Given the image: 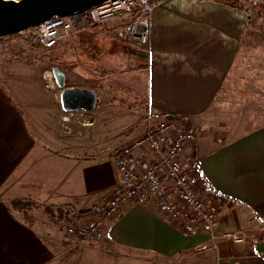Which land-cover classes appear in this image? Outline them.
I'll return each mask as SVG.
<instances>
[{
	"label": "crops",
	"instance_id": "0c3cea01",
	"mask_svg": "<svg viewBox=\"0 0 264 264\" xmlns=\"http://www.w3.org/2000/svg\"><path fill=\"white\" fill-rule=\"evenodd\" d=\"M250 19L228 0H162L151 12L147 55L117 39L126 20L63 37L55 64L67 86L96 92L90 113L61 109L44 58L1 54L0 264H264V233L245 245L184 234L151 201L126 204L106 220L115 253L95 242L68 246L60 229L117 188L116 154L145 131L146 112L153 125L191 116L195 154L220 200L218 233L255 231L256 216L264 223V72L243 66ZM226 94L233 109L218 98ZM140 108L141 120L131 114Z\"/></svg>",
	"mask_w": 264,
	"mask_h": 264
},
{
	"label": "built area",
	"instance_id": "2783aa9c",
	"mask_svg": "<svg viewBox=\"0 0 264 264\" xmlns=\"http://www.w3.org/2000/svg\"><path fill=\"white\" fill-rule=\"evenodd\" d=\"M161 1L105 0L78 13L55 14L11 37L24 35L26 43L51 49L71 33L120 19L126 21L117 29V38L123 44H130L135 52L147 55L150 51L151 12ZM246 1L253 6L262 2ZM48 78H51L49 71ZM50 83L54 86L53 81ZM144 119L145 131L122 146L116 154L117 188L105 200L94 204L88 213L72 214L67 220L60 221L66 244L76 246L95 242L114 251L117 244L106 232V220L119 216L126 204L150 201L158 214L165 216L184 234L203 232L213 240H228L239 245L259 242L263 237L264 223L258 216L255 231H216L220 200L217 191L203 174L201 161L195 154L196 126L191 116L186 113L173 114L153 125L146 112ZM55 220L59 222L57 216Z\"/></svg>",
	"mask_w": 264,
	"mask_h": 264
},
{
	"label": "water",
	"instance_id": "95a60500",
	"mask_svg": "<svg viewBox=\"0 0 264 264\" xmlns=\"http://www.w3.org/2000/svg\"><path fill=\"white\" fill-rule=\"evenodd\" d=\"M105 0H0V38L52 18L55 14L70 15L89 9ZM60 91L61 109L92 112L97 104L96 92L88 87L67 86L65 73L57 66L51 68Z\"/></svg>",
	"mask_w": 264,
	"mask_h": 264
},
{
	"label": "rangeland",
	"instance_id": "374dc122",
	"mask_svg": "<svg viewBox=\"0 0 264 264\" xmlns=\"http://www.w3.org/2000/svg\"><path fill=\"white\" fill-rule=\"evenodd\" d=\"M228 1H230V0H228ZM232 1L239 2L244 7H246L248 10H250V12H251V19H250V21L247 25V28L245 29V32L243 34V42H252V43L248 49L243 50V53H247V55H245L246 60H245V57L243 55V57H244L243 66H244L247 74H248L249 70L251 69V66L255 67L254 69L258 70V73H263L264 72V50L262 48L261 42H264V0H262V2L257 6L251 5L246 0H232ZM11 36H14V35H10L8 37L5 36V37L0 38V55L6 54V53L7 54H16L18 56H23V58L27 59V60H28V57H31V56H38V57L44 58L48 62L49 76H51V78L49 80H50V82L53 81V83L55 84L54 78H53L52 73H51V68L53 66H56V64H55V50H56V48L45 49V48H42L35 43H26L27 41L25 39H23L24 35L18 34L15 37H11ZM247 78H249V77H247ZM256 80H257L256 78H253L251 81L254 83H257ZM68 82L71 84L84 85V84L88 83V80L69 79ZM252 82H248V86H251L252 89L257 90L258 87L255 86ZM107 83H110V82H107ZM111 83H113V84L116 83V85H120V87H121V86L125 85V80H117V81H114ZM234 83H235V81L232 80L230 85H229V89L233 90V88L235 87ZM55 86H56V84H55ZM259 89H260V87H259ZM221 96H219L218 98L222 99V100L224 99L226 104L227 105L229 104L231 109H233L235 97L231 94L230 95L226 94V95L222 96V98H221ZM255 98L259 99L260 97L255 96L254 99ZM258 99H255V101L253 102L255 105L258 104V102H259ZM217 102H218V100L216 101V103ZM244 105L249 110H251L253 107V105L251 103H247ZM143 107H141V108H143ZM141 108H140V110H138V112H132L131 113L132 116H135L136 118L141 120L142 115H144V113H145V110L141 109ZM51 219L53 220V218H51ZM64 239H65V237H64ZM90 243H92V242H90ZM65 244H66V242H65ZM83 244H86V243H83ZM76 246H78V245H76ZM98 246H100V245H98ZM100 247L105 248L104 246H100ZM116 250H117V247L114 251H109V250H107V251L115 253Z\"/></svg>",
	"mask_w": 264,
	"mask_h": 264
},
{
	"label": "trees",
	"instance_id": "16d2710c",
	"mask_svg": "<svg viewBox=\"0 0 264 264\" xmlns=\"http://www.w3.org/2000/svg\"><path fill=\"white\" fill-rule=\"evenodd\" d=\"M229 3L230 4H232V5H236V6H240L241 8H244V6L242 5V4H240L239 2H237V1H232V0H230L229 1ZM100 100V98H98V101ZM170 117V116H169ZM168 117V118H169Z\"/></svg>",
	"mask_w": 264,
	"mask_h": 264
}]
</instances>
